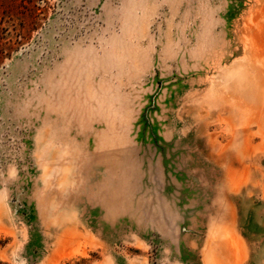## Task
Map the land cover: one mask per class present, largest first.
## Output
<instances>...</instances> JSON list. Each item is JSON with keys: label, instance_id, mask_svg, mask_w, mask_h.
<instances>
[{"label": "rangeland", "instance_id": "374dc122", "mask_svg": "<svg viewBox=\"0 0 264 264\" xmlns=\"http://www.w3.org/2000/svg\"><path fill=\"white\" fill-rule=\"evenodd\" d=\"M0 264H264V0H0Z\"/></svg>", "mask_w": 264, "mask_h": 264}, {"label": "bare ground", "instance_id": "6f19581e", "mask_svg": "<svg viewBox=\"0 0 264 264\" xmlns=\"http://www.w3.org/2000/svg\"><path fill=\"white\" fill-rule=\"evenodd\" d=\"M242 62H243V61H242ZM244 69H245V68H244ZM244 69H243V70H244ZM245 75H246V74H245ZM245 75H243V76H245Z\"/></svg>", "mask_w": 264, "mask_h": 264}]
</instances>
